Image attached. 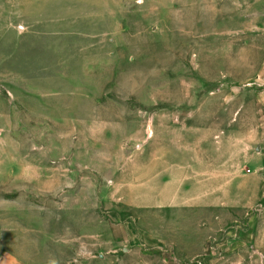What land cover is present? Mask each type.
I'll return each mask as SVG.
<instances>
[{"label": "rangeland", "instance_id": "rangeland-1", "mask_svg": "<svg viewBox=\"0 0 264 264\" xmlns=\"http://www.w3.org/2000/svg\"><path fill=\"white\" fill-rule=\"evenodd\" d=\"M263 14L0 0V244L21 264H264ZM162 158L219 173L162 197Z\"/></svg>", "mask_w": 264, "mask_h": 264}, {"label": "crops", "instance_id": "crops-1", "mask_svg": "<svg viewBox=\"0 0 264 264\" xmlns=\"http://www.w3.org/2000/svg\"><path fill=\"white\" fill-rule=\"evenodd\" d=\"M257 21L259 22V31L264 32V14ZM164 158H162L160 169L158 171L154 170V173L156 172V176L159 171H161L160 176L157 177H161L162 180H160V184H158L160 186L156 187V190H160L161 192H163L162 195H159L162 197L173 199L182 198L184 196L195 197L199 195L193 193L196 190L195 187L197 186V190H200L201 188L198 187L202 186V184H200L202 180L199 177H216L217 173H219V171H217V165L203 164L201 159H197V164L187 165V167L181 169L177 166V164L171 163L169 161V158ZM248 162L249 159H247V164H249ZM221 170L223 171H220L221 175L219 177H226V180L230 177H234V175L232 174L233 169H231L229 166L225 167L224 169L221 168ZM165 177L173 178H171V180H168L165 179ZM185 177L191 178L186 179ZM192 177H197V185ZM240 177L242 180H247V177L256 176H251L242 173ZM217 197V191H213V193L211 192L209 195V203H204V205L202 206L204 207L207 206L206 204H209L208 207L211 208V210H217L219 208V202L217 201ZM0 264H21V262L15 254L10 253L9 250L5 249L3 245L0 244Z\"/></svg>", "mask_w": 264, "mask_h": 264}]
</instances>
